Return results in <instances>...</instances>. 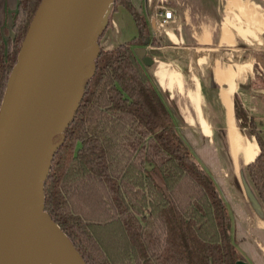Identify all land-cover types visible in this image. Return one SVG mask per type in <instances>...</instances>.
I'll list each match as a JSON object with an SVG mask.
<instances>
[{
	"label": "trees",
	"instance_id": "trees-1",
	"mask_svg": "<svg viewBox=\"0 0 264 264\" xmlns=\"http://www.w3.org/2000/svg\"><path fill=\"white\" fill-rule=\"evenodd\" d=\"M42 0H17L12 37L0 27V107L9 76ZM136 35L103 50L81 82L83 96L62 128L43 175L44 211L85 264H235L244 260L230 208L214 178L177 133L151 65L137 48L159 46L132 0H113ZM110 25L97 35L101 39ZM5 32V30H4ZM150 71V72H149ZM238 128L248 113L233 99ZM246 165L264 206V140Z\"/></svg>",
	"mask_w": 264,
	"mask_h": 264
},
{
	"label": "crops",
	"instance_id": "crops-1",
	"mask_svg": "<svg viewBox=\"0 0 264 264\" xmlns=\"http://www.w3.org/2000/svg\"><path fill=\"white\" fill-rule=\"evenodd\" d=\"M146 1L145 9L140 1L132 0V3L148 19L154 37L160 39L165 34L171 41L168 46L144 48L145 54L153 59L151 72L156 76V87L171 113L177 133L224 196L244 261L264 264V206L247 175L245 167L249 162L243 161L240 153L231 152L223 96L229 87L225 76L230 72L235 84L230 100V122L238 127L239 120L233 115L236 96L249 117L262 125L264 140V89L254 88L253 82L254 65L264 70V0H170L166 8L172 11L173 19L166 25L161 24L162 16L158 14L164 6L154 5L165 0ZM121 9L109 17L106 33H110L111 39L109 35L99 40L98 48L111 49L136 35L135 30L132 37H117L121 31L114 16ZM168 25L170 29L165 27ZM159 52L168 54L159 56ZM159 63L164 64L165 75L155 71ZM245 65L244 77L240 78L237 69ZM190 94H195V98H189ZM202 122L209 129L207 135L201 131ZM239 132L247 141H253L258 153L254 137L243 129Z\"/></svg>",
	"mask_w": 264,
	"mask_h": 264
},
{
	"label": "water",
	"instance_id": "water-1",
	"mask_svg": "<svg viewBox=\"0 0 264 264\" xmlns=\"http://www.w3.org/2000/svg\"><path fill=\"white\" fill-rule=\"evenodd\" d=\"M112 2L42 0L30 25L0 107V264H19L18 242L30 211L48 221L71 264H85L44 211L43 175L63 141L62 128L82 99L81 82L95 68L97 35ZM40 9L45 12L42 40L31 46L29 36ZM136 54L144 66L152 65L144 48Z\"/></svg>",
	"mask_w": 264,
	"mask_h": 264
},
{
	"label": "bare ground",
	"instance_id": "bare-ground-1",
	"mask_svg": "<svg viewBox=\"0 0 264 264\" xmlns=\"http://www.w3.org/2000/svg\"><path fill=\"white\" fill-rule=\"evenodd\" d=\"M44 14L45 12L40 9L36 18L38 22L35 20L32 25V30L29 36V45L31 46L38 45L42 40L41 29L45 25ZM37 23V29L34 30ZM165 31L166 33L168 32L170 36L172 35L169 29ZM225 78H227V82H229L228 80L231 78V73L229 72L226 74ZM223 93L227 108V119L229 122L227 126V135L231 152L234 155L240 153L243 156V161L251 162L249 160L253 155H255L256 150L252 147L251 141H247L246 138L239 132L238 127L234 126L230 122V100L232 94L230 85ZM201 131L206 134L203 128H201ZM18 247V259L20 260L19 264H71L59 242L52 233L48 221L33 211L28 212L26 215Z\"/></svg>",
	"mask_w": 264,
	"mask_h": 264
},
{
	"label": "rangeland",
	"instance_id": "rangeland-1",
	"mask_svg": "<svg viewBox=\"0 0 264 264\" xmlns=\"http://www.w3.org/2000/svg\"><path fill=\"white\" fill-rule=\"evenodd\" d=\"M138 1H140L141 5L143 6L144 9L147 8L148 2L146 0H136V2H138ZM169 2H170V0L157 1L156 3H154V5L155 4L156 5L159 4L160 6H164L165 8L166 7L169 8ZM16 4H17V0H0V27H1L2 31H3V33H4V40H6L7 37H9V36L12 37V31H11L12 19H11V15L16 10L15 9L16 8ZM148 9H149V7H148ZM156 10H159V8H156ZM112 13H113V11L111 10V7H110V8H108V10H107L105 15H106V17L109 18ZM114 20L117 23L116 24L117 27H119V29L121 31V34L117 35V37L120 36L121 39H123V37H126V38L130 37V36L132 37V34L135 33L136 28H135L133 19H132L131 15L129 14V12L127 10H125L123 8L121 10H119V12L114 16ZM169 26L170 25L165 26V27L170 29ZM108 27H110V25ZM165 27H164V29H165ZM107 28H106V30H107ZM4 30H5V32H4ZM106 30L103 33L101 39L105 38L106 36H107V38H109L110 33L107 35V33H106L107 31ZM162 33L164 34L163 30H162ZM152 35H153V38L158 41L159 46H153V45H149V46H153V47H160L161 46L162 47V45L163 46H168L171 43V41H169L168 38H166L165 34H164V36H161L160 39L157 38V37H154L153 33H152ZM110 39H111V35H110ZM159 53H160L159 56H165V55L168 54V52L167 53L166 52H159ZM169 54L172 57V54L171 53H169ZM246 67H247V65H245L244 67H242V66L238 67L237 74H239L238 76L240 78L244 77V74H245L244 71H245ZM254 67L256 68L254 70V74H255V80L253 81L254 82V88H263L264 89V70L258 68L257 65H254ZM150 71H151V69H150ZM155 71L158 72V73H161V75H165L164 64L159 63L158 67L156 68ZM154 76H155V74H154ZM162 80L164 81V79H162ZM228 81H229V85H230L231 93H232L234 91V85H235L234 82H232V73H231V78ZM164 87H167V86L164 85ZM191 97H193V99H194L195 98V94H190L189 98H191ZM190 101L193 103V105H195L193 100L190 99ZM247 113H248V111H247ZM259 123L256 122L254 119H252V117L248 116V120L244 123L245 126L242 127V128H239V129L240 130L243 129L245 133L250 134V135H251V132L253 130H255L261 136V130L263 129V127ZM202 128H203V130H204V132L206 134L209 133L208 128L204 125L203 122H202ZM251 145L256 150L255 151V155H256L257 147L255 146L253 141L251 142ZM255 155H253L249 161H252L253 158L255 157ZM239 251H240V249H239Z\"/></svg>",
	"mask_w": 264,
	"mask_h": 264
},
{
	"label": "built area",
	"instance_id": "built-area-1",
	"mask_svg": "<svg viewBox=\"0 0 264 264\" xmlns=\"http://www.w3.org/2000/svg\"><path fill=\"white\" fill-rule=\"evenodd\" d=\"M158 14L162 16V22H161L162 25H166L170 23V21H172L173 19V14L170 9L161 7V11L158 12Z\"/></svg>",
	"mask_w": 264,
	"mask_h": 264
}]
</instances>
